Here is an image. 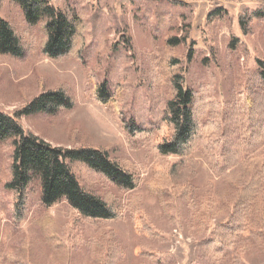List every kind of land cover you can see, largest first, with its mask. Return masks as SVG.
Listing matches in <instances>:
<instances>
[{"label":"rangeland","instance_id":"374dc122","mask_svg":"<svg viewBox=\"0 0 264 264\" xmlns=\"http://www.w3.org/2000/svg\"><path fill=\"white\" fill-rule=\"evenodd\" d=\"M49 1L59 9L74 10L87 24L82 57L58 61L45 57L42 24L30 27L17 4L1 1L0 17L12 22L26 50L22 59L0 54V111L22 110L48 91L66 92L73 102L69 109L54 115H24L20 122L53 147L109 151L141 179L132 191L117 186L109 190L124 205L132 195L139 196L141 211L135 219L127 209L118 219H86L67 202L45 205L38 183L18 204L9 184L14 148L11 141L0 139V264H101L98 250L89 241L110 231L121 249L117 264H264V246L252 241L219 260H208L201 245L212 229L207 232L204 227L203 207H191L180 188L169 184L161 199L153 188L156 170L147 149L129 145L123 128L129 122L157 127L172 94V55L179 59L173 69L182 73L185 89L198 91L211 81L221 102L238 98L248 72L260 71L258 61L264 59V19L253 20L245 34L239 16L246 10H260L264 0ZM215 8L225 14L209 23ZM171 35L187 36L186 42L171 48L166 43ZM232 40L237 44L231 50ZM102 83L109 94L106 105L94 97L95 87ZM191 158L187 175L194 173L198 202L209 199L228 208L233 184L213 173L203 150ZM76 175L84 187L107 191L99 179ZM141 215L154 225V236L144 231ZM224 216L212 218L213 227Z\"/></svg>","mask_w":264,"mask_h":264},{"label":"trees","instance_id":"16d2710c","mask_svg":"<svg viewBox=\"0 0 264 264\" xmlns=\"http://www.w3.org/2000/svg\"><path fill=\"white\" fill-rule=\"evenodd\" d=\"M12 2L22 9L27 25L32 27L40 23L44 27L42 52L45 57L57 61L73 55L78 59L82 57L87 24L74 10L59 9L49 0ZM224 14L222 8H215L208 17L209 23ZM255 19H264V7L246 10L239 16V25L245 34L251 30V22ZM186 37L171 35L166 43L176 48L186 42ZM236 44L237 41L232 40L231 50ZM25 50L23 40L12 22L0 17V54L22 59ZM187 57L192 59L191 54ZM170 58L172 65H169V70L172 69V74L169 83L172 94L165 102L160 122L155 128L132 122L124 124L128 143L132 146L140 144L147 149L149 161L156 170L153 188L161 199L165 185L169 184L172 188H180L182 198L187 199L191 207H203L200 211L204 227L207 232L212 229L210 237L201 245L208 260H219L248 241L262 244L263 247L264 155L261 148L264 142V59L258 61L260 71L248 72V80L242 85L239 97L223 103L217 99L211 81L198 91L185 89L182 73L173 69L179 59L173 55ZM94 91L98 102L104 105L109 103L105 83L98 84ZM72 105L71 97L66 92L53 90L42 93L22 110L11 114L0 111V139L11 141L14 148L9 184L14 189L12 193L18 199V204L26 200L31 187L38 183L42 201L47 206L67 202L83 217L94 221L118 219L127 209L135 219L141 211L139 196L132 195L128 204L124 205L109 187L132 191L141 181L138 173L101 148L53 147L20 122L24 115H54ZM197 150L204 151L217 177L233 184L235 192L228 208L223 209L209 199L200 202L196 199L192 183L194 173L191 171L187 175V172L191 157ZM172 157L178 160L172 162ZM77 172L90 179H99L106 184L107 191L84 187ZM222 215L226 216L213 227L212 218ZM141 219L144 231L154 236V225L149 220L144 222L143 215ZM111 238L114 237L110 231L89 241L98 250L101 264H117L120 257L118 242Z\"/></svg>","mask_w":264,"mask_h":264}]
</instances>
